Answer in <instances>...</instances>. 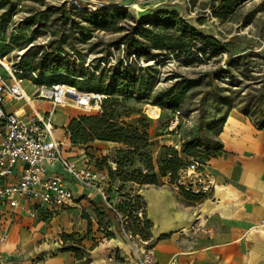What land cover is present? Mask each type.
<instances>
[{"label": "rangeland", "instance_id": "rangeland-1", "mask_svg": "<svg viewBox=\"0 0 264 264\" xmlns=\"http://www.w3.org/2000/svg\"><path fill=\"white\" fill-rule=\"evenodd\" d=\"M58 1L0 0V56L19 58L18 67L23 70L21 62L32 65L34 75L25 74L27 80L57 70L66 83L72 81L81 91L79 82H85L88 75L95 77L96 83L91 86L102 89L87 91L113 93L108 95L113 104L108 113L121 122L140 121L148 132L145 147L133 153L120 152L132 149L121 143L93 140L72 144L68 148L71 155L90 159L105 173L107 168L110 183L105 187L106 197L114 186L121 190V184L135 183H123L119 175L138 180L141 172L155 174L157 185H149L170 188L179 205L187 199L202 200L184 190L179 197L171 185L177 176L173 180L169 172L163 176L161 161L177 158L174 164L184 167L191 158L183 152L186 146L195 148L199 159L214 157V151L205 149L202 142L219 140L226 122L264 130L258 124L264 118V0H245L232 10L221 9L223 0H184L189 12L200 15L202 21H212L226 41L220 43L222 51H217L204 36L186 31L182 43L187 42L190 48L183 53L168 41H159L161 48H155L159 35L183 33L173 13L155 15L135 25L128 12L98 14L73 7L71 13L60 16L52 7ZM115 13L122 17L108 25L105 20ZM133 40L139 42L136 48L142 54L131 51ZM150 61L153 63L149 65ZM191 84L195 85L186 87ZM71 111L77 116L97 112L59 108L53 121L66 118ZM54 134L63 139L64 128L57 125ZM195 134L198 146L183 140ZM85 192H75V204L53 221L23 218L7 225L3 252L11 264H55L65 252L71 256L66 260L75 264H86L94 258L129 262V258L120 260L119 256L129 257L130 253L132 260H137L133 247L110 232L112 222L106 219L103 209H98L92 192ZM2 219L0 229L6 227ZM133 245H137L136 240ZM68 246L79 248L78 260L74 252L63 251Z\"/></svg>", "mask_w": 264, "mask_h": 264}, {"label": "built area", "instance_id": "built-area-1", "mask_svg": "<svg viewBox=\"0 0 264 264\" xmlns=\"http://www.w3.org/2000/svg\"><path fill=\"white\" fill-rule=\"evenodd\" d=\"M18 61L19 58L0 56V217L6 223L0 229V264H11L2 250L8 238L7 225L23 218L52 221L75 204L76 188L97 191L115 214V219L106 217L112 222L110 232L123 244L133 247L137 264H158L150 240L135 231L137 226H143L145 207L134 206L128 214L121 212L117 208L121 195L114 200L106 197L108 174L97 169L90 159L71 155L66 127H63V139L54 134L57 125L52 117L59 108L99 111L107 95L87 94L88 91L81 92L63 83L35 84L24 77L34 73L20 69ZM78 96L84 99L79 101ZM177 174L171 184L177 194L184 190L201 199L213 194L215 177L210 159L190 158L188 165ZM257 226L264 228V217L258 220ZM185 264H194V261Z\"/></svg>", "mask_w": 264, "mask_h": 264}, {"label": "crops", "instance_id": "crops-1", "mask_svg": "<svg viewBox=\"0 0 264 264\" xmlns=\"http://www.w3.org/2000/svg\"><path fill=\"white\" fill-rule=\"evenodd\" d=\"M74 117L77 115L71 111L66 118L54 122L62 128ZM245 127L225 123L218 137L223 148L210 159L215 188L208 198L187 199L188 204L180 201L182 206L170 188L137 183L121 184L117 191L114 186L115 190L107 195L111 200L122 194L141 197L158 264L172 260L176 264H264V228L257 226L264 217V130ZM82 190L76 188L75 192ZM90 191L92 199L101 202L97 191L87 189L85 193L89 195ZM67 253H61L55 264H75L66 260L71 257ZM119 258L130 261L94 258L87 264H137L131 253Z\"/></svg>", "mask_w": 264, "mask_h": 264}, {"label": "trees", "instance_id": "trees-1", "mask_svg": "<svg viewBox=\"0 0 264 264\" xmlns=\"http://www.w3.org/2000/svg\"><path fill=\"white\" fill-rule=\"evenodd\" d=\"M243 1H245V0H223L221 3V9L232 10L233 7L239 5ZM215 15L219 16V14L216 12H215ZM121 17L122 16L115 13V14L109 16V18H107L105 21H108V22H106L108 25H113ZM174 22L181 27L183 33H181L179 36L173 35L170 37H167L164 34L159 35L157 38H155L156 39L155 43H158V44H156L155 48H161L162 45L159 44V41L162 40V41H168V42H170V44H175V47H174L175 50H179L182 53L185 51H189L190 44H188L187 42L182 43L184 33L186 31H190V32L196 34V32H194L188 26L184 25L178 18H176L174 20ZM142 36L144 37L145 34H142ZM175 37H178V38H175ZM202 38L204 40H206L210 45L214 46L217 51H222L223 46L219 42L215 41L212 38H206V37H202ZM138 45H139V42L133 40V43L131 44L130 49H131V51H134L136 54H142L143 53L142 50L136 48V46H138ZM20 65H21V67H23L25 69L24 71H31L30 68L33 67L28 62H21ZM118 65H121V63L119 62ZM56 71L57 70H55V72L50 73V74H43L41 77H38V78L32 77L31 80L35 84H38V85H52L55 83H63V84H68L70 86H74L71 83L72 81H69V83H66L65 80H63L65 78L62 77L60 74H56ZM116 73L119 74V71L117 70ZM71 74L74 76H79L81 78L86 77L81 73L80 74L71 73ZM87 77H89V78H87L86 80H83L85 82H79V84L77 85V87L81 91L82 90L87 91L88 89H91V88H101L102 89V87H92L91 86L92 83L93 84L96 83L95 77H92L89 75ZM44 83H47V84H44ZM97 83L99 86H102L101 81L98 80ZM194 85L195 84H191V85L186 86V87L189 88V87L194 86ZM97 92L103 93V91H101V90H97ZM104 94H106L107 97L102 101L101 109L99 111H97L96 113H93V114L88 113L90 115L84 114V115H79L77 117H74L66 125V128L69 131V139H70L71 145L72 144L73 145L88 144L93 140H99V141H113V142L121 143L128 148H132V149H129L127 151L120 149L119 150L120 152L133 153V152L139 151L142 148H144L146 143H147V137H148L147 136L148 132H147V129L145 128V126L141 125L140 121H136L135 124H132V123L123 122V121L121 122V121L114 119L112 114L108 113V110L111 109L113 106L108 95L113 94V93H104ZM258 124L260 125V128H264V118H261L258 121ZM183 140L186 141L188 144H191L193 146L199 145V144H197V141H198L197 134H195L194 136L189 137L187 139L183 138ZM202 146L205 149H212L215 154L218 151L222 150V148H223L222 143L219 140H213L210 142V140L204 139L202 142ZM172 152H173V155L176 153L174 150H172ZM183 152L185 153V155L191 156V158H198L196 156L195 148L188 149L186 146V148H184ZM209 158H211V157L207 156L205 159H202V160H209ZM176 159L177 158H170V159L168 158L167 160H165V162L161 161L162 163H164V166L159 168V169H160V173L163 176L166 175V172H169L171 175V178L175 177V176L178 177V174H177L178 171L181 168H185L189 163V159H188V162L186 163V165L184 167H179L176 164H174V161ZM148 168L151 169L152 165H149ZM99 170H101V169H99ZM106 172L108 174V177H110V173H108L109 171L107 170V168H106ZM138 177H139V179L135 180L134 178L127 177V176H121V175L118 176V178L121 181H123V183L128 182V181H132V182L139 184L140 186L149 185V184L157 185V177L155 174L150 175V174H142L141 172H139ZM177 177H176V179H177ZM168 178H169V176H168ZM176 179H175V181H176ZM170 180H173V178ZM174 182H172V183H174ZM193 196L199 198V196H196V195H193ZM121 197H122L121 204H119L117 206V208L125 214H128L130 209L133 208L134 206H139V205L144 206V203L142 202L141 197H139L138 195L122 194ZM107 199H109V198H107ZM133 201L135 203H133ZM97 204H98L97 205L98 209H103V212L105 213L106 217H109L111 219H115V214L113 213V211L111 209H108L106 207L104 201L103 202L99 201V202H97ZM129 216H130V214H129ZM150 227H151L150 222L147 220V218H145V220L143 221V226L140 228L137 226L135 231H138L143 239L148 240L151 238ZM63 251H72L77 255L75 258L77 260L79 259L78 256H80L79 255L80 250L78 247L68 246L67 248H64Z\"/></svg>", "mask_w": 264, "mask_h": 264}, {"label": "water", "instance_id": "water-1", "mask_svg": "<svg viewBox=\"0 0 264 264\" xmlns=\"http://www.w3.org/2000/svg\"><path fill=\"white\" fill-rule=\"evenodd\" d=\"M52 7L59 11L60 16L71 13L73 7L98 14L128 12L135 25H140L155 15L173 13L197 34L219 43L226 41L212 21H202L200 15L189 12L184 0H59Z\"/></svg>", "mask_w": 264, "mask_h": 264}, {"label": "bare ground", "instance_id": "bare-ground-1", "mask_svg": "<svg viewBox=\"0 0 264 264\" xmlns=\"http://www.w3.org/2000/svg\"><path fill=\"white\" fill-rule=\"evenodd\" d=\"M152 63H153V62L150 61L148 64L150 65V64H152ZM88 92H89V93H87V94L92 93V92H90V91H88ZM79 95H80V96H85V94H81V93H80ZM77 98L79 99V101H81V100L84 99V98H81V97H79V96H78ZM9 243H10V242H9ZM9 243H7V244H9Z\"/></svg>", "mask_w": 264, "mask_h": 264}]
</instances>
